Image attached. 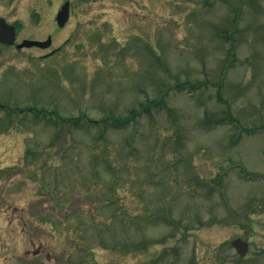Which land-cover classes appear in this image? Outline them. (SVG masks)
I'll use <instances>...</instances> for the list:
<instances>
[{
    "label": "rangeland",
    "instance_id": "374dc122",
    "mask_svg": "<svg viewBox=\"0 0 264 264\" xmlns=\"http://www.w3.org/2000/svg\"><path fill=\"white\" fill-rule=\"evenodd\" d=\"M0 17L53 40L0 45V264H264V0Z\"/></svg>",
    "mask_w": 264,
    "mask_h": 264
},
{
    "label": "water",
    "instance_id": "95a60500",
    "mask_svg": "<svg viewBox=\"0 0 264 264\" xmlns=\"http://www.w3.org/2000/svg\"><path fill=\"white\" fill-rule=\"evenodd\" d=\"M70 16V3L66 2L61 11L58 13L57 22L60 27L65 26ZM16 40L15 27L8 25L6 21L0 18V42L8 45H12ZM51 37L45 42L30 41L25 40L19 47H33L38 46L41 48H47L51 45ZM234 247L237 249L238 253L242 256H245L248 251V244L242 239H237L233 242Z\"/></svg>",
    "mask_w": 264,
    "mask_h": 264
},
{
    "label": "trees",
    "instance_id": "16d2710c",
    "mask_svg": "<svg viewBox=\"0 0 264 264\" xmlns=\"http://www.w3.org/2000/svg\"><path fill=\"white\" fill-rule=\"evenodd\" d=\"M161 99H159V101H160ZM160 104H161V101H160ZM160 104H158V101H150L148 104H145V105H142V108H143V111H148L149 110V108L150 107H152V106H156V105H160ZM144 108H145V110H144ZM137 113H140V112H138V111H134V112H132L131 113V115L132 116H134V117H132L131 119L132 120H135V118H136V116H137ZM128 120H129V118H125V120H124V122L126 123V122H128ZM111 122L114 126H116V123H118L119 122V120L118 119H116V118H111V120L109 119H107L105 122ZM121 121V120H120ZM76 213V212H75ZM76 215H78L79 216V214H76Z\"/></svg>",
    "mask_w": 264,
    "mask_h": 264
}]
</instances>
